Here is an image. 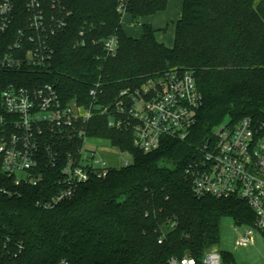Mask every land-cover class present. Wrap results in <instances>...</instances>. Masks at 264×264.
I'll return each instance as SVG.
<instances>
[{
  "label": "trees",
  "instance_id": "obj_1",
  "mask_svg": "<svg viewBox=\"0 0 264 264\" xmlns=\"http://www.w3.org/2000/svg\"><path fill=\"white\" fill-rule=\"evenodd\" d=\"M170 1L65 0L69 24L50 39L49 67L0 68V94L12 84H50L64 101L91 106L90 93L101 83L95 104L110 107L121 91L183 70L194 74L203 97L188 139H165L150 153L133 146L130 131L110 129L107 116H95L90 136L129 151L132 162L58 205L44 206L58 190L50 174L39 185H16L0 173V264H169L173 258L204 264L220 243L223 219L254 225L246 202L199 197L186 172L225 121L264 125V0H183L172 48L158 41L152 24L141 23ZM126 15L142 24L140 37L126 33ZM19 27L0 31V61ZM111 36L119 48L108 58L103 42ZM221 255L222 264H236L232 253Z\"/></svg>",
  "mask_w": 264,
  "mask_h": 264
},
{
  "label": "built area",
  "instance_id": "obj_2",
  "mask_svg": "<svg viewBox=\"0 0 264 264\" xmlns=\"http://www.w3.org/2000/svg\"><path fill=\"white\" fill-rule=\"evenodd\" d=\"M69 16L65 0H0V31L10 32L14 23L20 25L0 68L16 72L48 68L54 56L50 39L68 27ZM103 48L108 58L115 57L118 38L109 37ZM101 88L99 83L91 91V106L64 101L50 84L34 88L12 84L4 90L0 94V173L16 185H39L50 174L58 190L44 206L58 205L73 199L82 185L132 162L116 167L102 156V142L117 153L132 154L90 136L88 126L95 116H107L110 129L130 131L133 146L150 153L165 139L186 141L203 104L191 71L172 70L156 81L123 90L110 107L95 104ZM63 142L71 148L64 149ZM199 154L186 172L194 194L246 202L256 219L253 226L235 225L236 245H255L256 233L264 236V125L245 118L233 126L227 120ZM203 263L222 264L221 252L208 251ZM169 264H196V260L173 258Z\"/></svg>",
  "mask_w": 264,
  "mask_h": 264
},
{
  "label": "rangeland",
  "instance_id": "obj_3",
  "mask_svg": "<svg viewBox=\"0 0 264 264\" xmlns=\"http://www.w3.org/2000/svg\"><path fill=\"white\" fill-rule=\"evenodd\" d=\"M175 1V0H173ZM143 20L141 21V23ZM135 25L130 18H124V27L130 36L134 38L140 37L142 24ZM167 31H160L159 37L165 35L167 42L174 41L175 25L170 23ZM102 142L103 148H100L102 156L113 166L121 167L126 161L131 162L132 157L129 154L117 153L116 150L110 148L109 143ZM236 227L232 219L225 218L221 223V239L219 245L215 248L219 252H230L233 254L236 264H264V236L256 233L255 245L249 248H241L236 245ZM240 229V228H239ZM242 228L240 231H243Z\"/></svg>",
  "mask_w": 264,
  "mask_h": 264
},
{
  "label": "crops",
  "instance_id": "obj_4",
  "mask_svg": "<svg viewBox=\"0 0 264 264\" xmlns=\"http://www.w3.org/2000/svg\"><path fill=\"white\" fill-rule=\"evenodd\" d=\"M182 5H183V0H175V1L171 0L169 2V5H168V8L166 11L161 12V13L153 16V17H149L146 20H143L144 23L149 22L150 24H152L154 29L157 31L156 37H157L158 41L161 43H164L166 46H168L170 48H172L174 46V41L167 42L165 35H162L161 37H159L158 33H160V31L162 32L163 30L167 31L169 29L168 26L170 23H173L175 25V30H176V23L181 16ZM124 18L126 19V18H130V17L128 15H126V16H124ZM124 18H123V23H124ZM123 26H124V24H123ZM124 29H125V27H124ZM125 31H126V29H125ZM141 32H142V30H141ZM126 33H127V31H126ZM132 37H135V36H132ZM174 40H175V38H174Z\"/></svg>",
  "mask_w": 264,
  "mask_h": 264
},
{
  "label": "water",
  "instance_id": "obj_5",
  "mask_svg": "<svg viewBox=\"0 0 264 264\" xmlns=\"http://www.w3.org/2000/svg\"><path fill=\"white\" fill-rule=\"evenodd\" d=\"M208 140L206 139L205 141H204V143H206Z\"/></svg>",
  "mask_w": 264,
  "mask_h": 264
}]
</instances>
